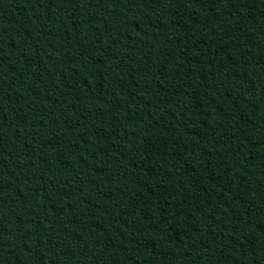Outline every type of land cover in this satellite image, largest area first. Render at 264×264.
Here are the masks:
<instances>
[{
  "label": "trees",
  "instance_id": "obj_1",
  "mask_svg": "<svg viewBox=\"0 0 264 264\" xmlns=\"http://www.w3.org/2000/svg\"><path fill=\"white\" fill-rule=\"evenodd\" d=\"M0 264H264V0H0Z\"/></svg>",
  "mask_w": 264,
  "mask_h": 264
}]
</instances>
